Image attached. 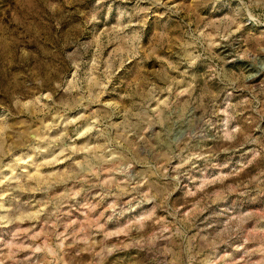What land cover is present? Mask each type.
<instances>
[{
	"label": "rangeland",
	"instance_id": "obj_1",
	"mask_svg": "<svg viewBox=\"0 0 264 264\" xmlns=\"http://www.w3.org/2000/svg\"><path fill=\"white\" fill-rule=\"evenodd\" d=\"M0 264H264V0H0Z\"/></svg>",
	"mask_w": 264,
	"mask_h": 264
}]
</instances>
